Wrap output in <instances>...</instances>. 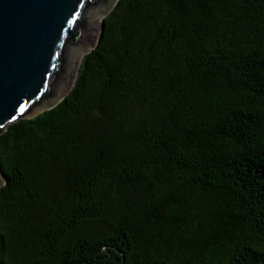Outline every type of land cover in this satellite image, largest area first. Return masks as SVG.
<instances>
[{
	"label": "trees",
	"instance_id": "1",
	"mask_svg": "<svg viewBox=\"0 0 264 264\" xmlns=\"http://www.w3.org/2000/svg\"><path fill=\"white\" fill-rule=\"evenodd\" d=\"M73 85L0 132V264H264V0H117Z\"/></svg>",
	"mask_w": 264,
	"mask_h": 264
},
{
	"label": "water",
	"instance_id": "2",
	"mask_svg": "<svg viewBox=\"0 0 264 264\" xmlns=\"http://www.w3.org/2000/svg\"><path fill=\"white\" fill-rule=\"evenodd\" d=\"M117 0L102 14L110 12ZM110 0H0V132L36 107L59 102L70 82V51L87 41L91 13ZM85 40V41H84ZM63 92V93H62ZM46 108V109H47ZM0 174V184L2 183Z\"/></svg>",
	"mask_w": 264,
	"mask_h": 264
},
{
	"label": "bare ground",
	"instance_id": "3",
	"mask_svg": "<svg viewBox=\"0 0 264 264\" xmlns=\"http://www.w3.org/2000/svg\"><path fill=\"white\" fill-rule=\"evenodd\" d=\"M113 0H110V3L105 4L101 6L99 9H96L93 11V15H90L89 23H88V30L86 33V39L87 41L91 40L92 42L95 40L97 33H98V25L101 19L102 14L110 7ZM84 40V41H85ZM85 46L83 43H80L70 51V82L73 79V74L75 71V66L78 63L82 53L85 50ZM72 66V67H71Z\"/></svg>",
	"mask_w": 264,
	"mask_h": 264
},
{
	"label": "rangeland",
	"instance_id": "4",
	"mask_svg": "<svg viewBox=\"0 0 264 264\" xmlns=\"http://www.w3.org/2000/svg\"><path fill=\"white\" fill-rule=\"evenodd\" d=\"M93 15V12L91 13V16ZM98 27H99V25H98ZM95 41V40H94ZM90 46L89 45H87L86 46V48H89ZM81 57H82V55H81ZM81 57H80V59H81ZM72 67V66H71ZM71 71V70H70ZM63 93V92H62ZM50 104H46V105H41V106H39V107H36L27 117H31V116H33V115H35V114H37V113H39V112H41L42 110H44V109H46L48 106H49Z\"/></svg>",
	"mask_w": 264,
	"mask_h": 264
}]
</instances>
